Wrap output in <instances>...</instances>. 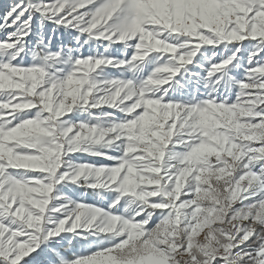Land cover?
Returning a JSON list of instances; mask_svg holds the SVG:
<instances>
[{"label": "snow or ice", "instance_id": "obj_1", "mask_svg": "<svg viewBox=\"0 0 264 264\" xmlns=\"http://www.w3.org/2000/svg\"><path fill=\"white\" fill-rule=\"evenodd\" d=\"M0 264H264V0H3Z\"/></svg>", "mask_w": 264, "mask_h": 264}, {"label": "rangeland", "instance_id": "obj_2", "mask_svg": "<svg viewBox=\"0 0 264 264\" xmlns=\"http://www.w3.org/2000/svg\"><path fill=\"white\" fill-rule=\"evenodd\" d=\"M3 0H0V3H2ZM52 29V25L48 24L46 22L44 29L42 30L39 25L37 24L35 26V32H36V38L38 39L40 37V35L44 36L45 42H47V37L48 35H52L53 36V48L58 47L59 45L63 44L66 47L67 46H75V40L69 36L65 30L63 28H60L57 30V32L55 34H52L51 32ZM35 39H33L32 44L35 45Z\"/></svg>", "mask_w": 264, "mask_h": 264}]
</instances>
